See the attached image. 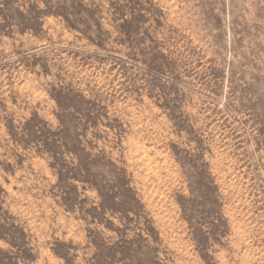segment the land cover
<instances>
[{"label":"rangeland","instance_id":"rangeland-1","mask_svg":"<svg viewBox=\"0 0 264 264\" xmlns=\"http://www.w3.org/2000/svg\"><path fill=\"white\" fill-rule=\"evenodd\" d=\"M0 264H264V0H0Z\"/></svg>","mask_w":264,"mask_h":264}]
</instances>
